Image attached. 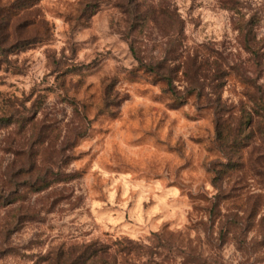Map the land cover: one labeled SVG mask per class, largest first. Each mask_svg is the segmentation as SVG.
Returning a JSON list of instances; mask_svg holds the SVG:
<instances>
[{"label": "rangeland", "instance_id": "374dc122", "mask_svg": "<svg viewBox=\"0 0 264 264\" xmlns=\"http://www.w3.org/2000/svg\"><path fill=\"white\" fill-rule=\"evenodd\" d=\"M258 98L264 0H0V264H264Z\"/></svg>", "mask_w": 264, "mask_h": 264}, {"label": "trees", "instance_id": "16d2710c", "mask_svg": "<svg viewBox=\"0 0 264 264\" xmlns=\"http://www.w3.org/2000/svg\"><path fill=\"white\" fill-rule=\"evenodd\" d=\"M254 47L259 52V43L254 42ZM252 48V53H255V48ZM132 53L137 55L134 46L131 48ZM146 68L150 71L154 69L150 65H146ZM168 78V77H166ZM257 105L256 115H264V103L260 98L255 102ZM251 116V115H250ZM252 117L248 118L246 124L251 123ZM47 186H44V189ZM125 251L119 253L99 246L97 243H91L89 245H83L79 248H71L67 250H60L57 254L50 258L49 264H130L128 261V254H124Z\"/></svg>", "mask_w": 264, "mask_h": 264}]
</instances>
